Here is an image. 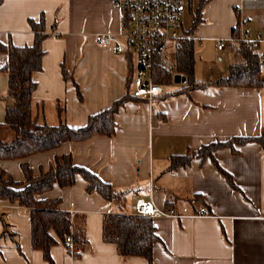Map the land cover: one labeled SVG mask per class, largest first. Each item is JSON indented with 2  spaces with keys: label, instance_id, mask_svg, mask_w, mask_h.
<instances>
[{
  "label": "crops",
  "instance_id": "crops-1",
  "mask_svg": "<svg viewBox=\"0 0 264 264\" xmlns=\"http://www.w3.org/2000/svg\"><path fill=\"white\" fill-rule=\"evenodd\" d=\"M195 16L200 22L190 30ZM39 19L46 38L40 45V70L31 73L35 84L31 99L42 102L40 118L45 123L56 122L55 102L63 105L65 125L76 129L89 115L129 95L131 56L113 55L93 44L95 35L115 34L122 28L121 15L109 0H1L0 43L30 47L33 33L28 21ZM237 20L244 22L249 38L260 36L253 50L264 57V0H187L181 28L192 41L194 60L197 55L194 80L205 87L184 92L185 83L179 82L171 91L163 87V94L150 103L129 101L114 115L115 133L110 138L94 134L25 158L0 160V170L13 182L23 183L21 164L37 176L53 167L55 158L70 156L74 166L123 194L124 214L131 215L138 199L158 209L204 208L209 214L153 219L157 242L150 262L122 258L113 244L101 241L102 217L118 213L117 206L95 192L87 193L86 182L76 175L71 186L52 185L34 196L36 201L56 202V209L72 215L84 232L83 253L76 258H70L52 235L56 241L48 253L52 264H264V153L260 146L248 142L235 146V154L227 148L213 152L212 160L235 188L206 155L184 165L170 164L171 159L195 154L202 146L255 137L264 129V88L212 85L226 77L230 60L228 45L217 51L216 41L227 43ZM5 62L0 52L2 143L13 139L3 126L8 102L7 75L1 71ZM258 73L264 78V59ZM0 264H48L30 247L28 210L8 200H0Z\"/></svg>",
  "mask_w": 264,
  "mask_h": 264
},
{
  "label": "trees",
  "instance_id": "trees-1",
  "mask_svg": "<svg viewBox=\"0 0 264 264\" xmlns=\"http://www.w3.org/2000/svg\"><path fill=\"white\" fill-rule=\"evenodd\" d=\"M1 2V0H0ZM200 3V7L202 6ZM200 22L195 16L191 23L192 30ZM238 20L232 30L228 50L230 60L225 78L214 81L212 85L229 88L262 89L264 78H260L258 69L264 59L256 53L254 48H247L238 41ZM33 42L30 47L17 48L7 43H0V52L6 56V62L1 71L7 75L6 98L3 126L13 135L8 143L0 142V160H13L57 148L63 142H82L92 135L110 138L115 133L114 115L131 100L125 95L111 103V105L94 115H89L86 123L76 129L68 128L63 119V105L55 102L56 122L48 124L40 118L42 102H34L31 92L35 84L31 80V73L40 70L42 56L41 41L46 38L43 33L42 20L37 23L28 21ZM194 53L190 38L186 37L175 42L159 40L153 50L152 81L156 84L169 86L173 77L179 75L184 78V92L191 89L205 87L198 84L193 77ZM63 78L67 76L63 73ZM77 97V86L72 82ZM248 142L258 144L264 153V129L255 137H233L224 142L202 146L195 154H188L180 158L171 159V167L184 165L193 157L208 156L215 170L223 176L226 183L232 187L231 178L224 173L212 160L215 150L227 148L232 154L237 151L235 146ZM23 183H15L0 170V200H8L28 210L30 229V247L41 253L42 259L52 264L49 248L56 241L71 232L74 243L84 245V232L81 223L76 225L73 216L56 209V202L36 201L34 196L51 189L71 186L76 175L85 182V191L97 193L103 200L116 205L118 213L105 214L101 220V241L113 244L115 252L122 258L141 257L147 262L151 260L152 245L157 242L152 220L124 214L122 212L123 194L112 189L108 184L100 181L95 175L83 168L74 166L70 156H60L54 159V166L45 173L33 176L26 164L20 165ZM16 246V245H15ZM17 248V246H16ZM18 250V249H17Z\"/></svg>",
  "mask_w": 264,
  "mask_h": 264
},
{
  "label": "built area",
  "instance_id": "built-area-1",
  "mask_svg": "<svg viewBox=\"0 0 264 264\" xmlns=\"http://www.w3.org/2000/svg\"><path fill=\"white\" fill-rule=\"evenodd\" d=\"M114 10L121 15L122 28L118 33L98 34L93 37V44L98 48H106L113 55L128 53L132 60V73L129 82V95L150 103L163 94V85L152 81V56L156 43L161 41L175 42L187 36L181 28L187 0H109ZM238 41L247 48H254L260 36L249 38L243 31L244 22H238ZM228 42L216 41L217 51L224 49ZM131 215L149 218L182 219L206 218L208 212L204 208L196 211L182 207L158 209L151 202L135 200ZM72 216V215H70ZM65 253L76 258L83 253L81 244L74 243L71 232L61 242Z\"/></svg>",
  "mask_w": 264,
  "mask_h": 264
},
{
  "label": "rangeland",
  "instance_id": "rangeland-1",
  "mask_svg": "<svg viewBox=\"0 0 264 264\" xmlns=\"http://www.w3.org/2000/svg\"><path fill=\"white\" fill-rule=\"evenodd\" d=\"M262 49V47L260 48V47H258L257 48V50H261ZM256 50V51H257ZM196 57H197V55H195ZM196 57H195V63H196V67L198 66V60L196 59ZM199 72V70H197V73ZM193 77H194V74H193ZM177 86V84H171V85H169V86H164V90H165V92L166 91H171L172 90V88H174V87H176ZM49 119H53V116H51ZM4 129L5 130H9L6 126H4ZM116 211H117V209H116Z\"/></svg>",
  "mask_w": 264,
  "mask_h": 264
},
{
  "label": "water",
  "instance_id": "water-1",
  "mask_svg": "<svg viewBox=\"0 0 264 264\" xmlns=\"http://www.w3.org/2000/svg\"><path fill=\"white\" fill-rule=\"evenodd\" d=\"M172 82L174 84H178L179 82L182 83V82H184V78L179 76V75H176V76L173 77Z\"/></svg>",
  "mask_w": 264,
  "mask_h": 264
}]
</instances>
